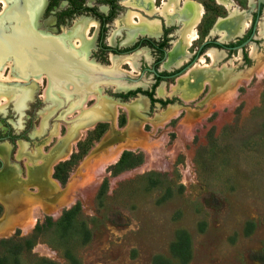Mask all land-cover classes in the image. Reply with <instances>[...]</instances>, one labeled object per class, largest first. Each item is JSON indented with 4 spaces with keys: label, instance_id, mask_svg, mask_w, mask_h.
Here are the masks:
<instances>
[{
    "label": "rangeland",
    "instance_id": "rangeland-1",
    "mask_svg": "<svg viewBox=\"0 0 264 264\" xmlns=\"http://www.w3.org/2000/svg\"><path fill=\"white\" fill-rule=\"evenodd\" d=\"M195 2L204 9L196 28L201 37L223 12L211 0ZM232 2L249 11L248 0ZM44 8L34 21L36 32L72 50L83 49L76 57L83 56L96 70L108 65L112 74L137 81L96 83L87 90L80 89L81 82L60 83L46 98V76L37 82V77L21 75L10 57L0 64V94L7 99L0 106V135L9 131L24 138L13 145L0 141V240L21 245L36 223L45 217L54 222L77 206L68 227H51L29 238L28 249L16 255L18 263L264 264V29L257 30L264 7L250 42L253 55L247 46L225 52V59L214 64L204 59L201 70L188 71L176 85V79L165 81L177 86L193 82L195 73L213 71L216 76L203 78L189 102L187 90L176 89L167 97H157L153 90V98L172 103L150 106L145 99L138 108L133 102L127 108L131 99L121 101L116 95L152 90L153 77L142 70L158 54L147 47L127 56L100 51L98 23L90 30L92 40L79 48L72 42V25L94 19L82 15L56 27L52 12L44 15ZM254 8L255 2L251 13ZM126 12L121 10L115 20ZM1 20L0 28L9 33L11 22ZM121 30L109 28L103 43L129 47L121 43ZM109 36L111 44L105 40ZM125 60L134 72L129 73ZM24 91L28 99L16 102ZM158 94L163 95L160 89ZM167 106H172L170 114L163 115ZM84 113L92 117L80 123ZM123 153L128 155L121 159ZM55 166L64 184L54 177ZM0 255L12 264L13 252L1 250Z\"/></svg>",
    "mask_w": 264,
    "mask_h": 264
},
{
    "label": "flooded vegetation",
    "instance_id": "flooded-vegetation-1",
    "mask_svg": "<svg viewBox=\"0 0 264 264\" xmlns=\"http://www.w3.org/2000/svg\"><path fill=\"white\" fill-rule=\"evenodd\" d=\"M211 1L215 7L221 9V11L223 12V16L222 17L215 16L212 23L206 28L204 34L201 37L197 35V39H199V37H200L201 42L199 43L198 46L197 45L193 46V43L195 42L194 41L191 44L193 47L189 46V47H192V50H190L191 48H189V47H187V49H184V46L182 45L181 38H182V35L185 33L186 29L190 26V24L194 20V17H196L194 5L199 4V3L195 2V0H178V1L177 0H94V2L91 4H89L87 2V0H84V5L87 7H93L95 9V12L98 14V16L95 17L92 15H87V16H90L91 18H93L94 20H92V19H90V20H78V21L74 22V25H72V29H74L72 31V33L74 34V36L76 34L75 33L76 30L79 31V33H81V35H82V32L84 31V29H87V33H86V37H83L82 45H79L77 41H74V37L72 39V42H75L74 44L76 46L79 45L77 47L84 48L86 46L85 42L92 40V35L90 36V30L92 28H96V25L98 23V42H97V44H98V49L100 51H103L106 53L111 52L115 55L127 56V55L132 54L133 52H135L136 50H138L142 47L149 48L151 51L157 53L158 56L150 68L143 69L142 71H148L152 75L153 80H154L153 85H151L152 90L140 91L139 89H136V92H133L134 96L128 98V100L129 99H131V100L127 104V108L129 106V104L131 102H133V100L137 99L138 97H143V98L147 99L149 102L148 97L146 95L141 94L142 92L151 93V96L153 98V90H154V94L157 97H167V96L171 95L168 93L170 90V87L176 85L177 81L179 79H181V77L189 69H191L194 66V64L198 61V59L201 56H205V53L207 50H209V49L218 50L219 49V51H223L224 53L225 52L228 53L230 50H235L232 48L235 46H239L241 43H243L247 39V37L250 34V30H251V27L253 24L255 27V31H254V36H255L256 24H257V21L259 19V14H258L257 20L255 22V17H256L255 16V8H254V12L251 13L252 10H249L250 8H249V5L247 3V9L250 11V23H249L248 29L241 36L235 35L234 37H231L227 41H224V40L221 41L220 40L221 36H222L221 33H223V32L220 33L218 30H215V27H216V24L219 22V20H224V19L228 18L229 12L227 9H225V7L223 5H220L217 0H211ZM8 2L10 3V4H8L9 7H10V5L13 4V8L16 11V15L19 17L20 22L18 21L17 25L19 27H21V26H23L22 25L23 23H28L30 26L29 32H30V36L32 37V39L38 40V41H40V40L43 41L44 36H42L41 34L36 33L34 31L33 24H34V21L36 20V18L39 16L44 4L46 7L47 0H46V3H45V0L41 1V3H40V0H38V2H39L37 4L38 6L37 5L33 6V4H32L31 7H29L31 9V11L29 12V17H28V14L26 15L22 10L23 9V3L26 2L25 0H9ZM26 3H25V5H26ZM66 5H67L66 1H61L58 4V6L55 9H53V11H59L60 9L65 8ZM199 5H201V4H199ZM146 6H148V7H146ZM0 7H1V11H2L1 13L3 16L8 12L9 8L5 12V11H3L2 3H0ZM232 7H233V9H234V7H236L238 11H241V12L244 11V10L239 9L235 4H233ZM100 8L105 9L106 12L103 13L102 11L99 10ZM124 8H127V12L125 13L123 19L121 21L115 20L118 13L121 10H123ZM261 8H262V6H260V9ZM260 9H259V12H260ZM44 10H45V8H44ZM160 12H161V14H160ZM43 13H44V11H43ZM133 13H135L136 15L134 14V16H133ZM203 15H204V13H203ZM78 16H82V15H78ZM78 16H75V17H78ZM139 17L141 19H144V20H141ZM202 18H203V16L201 17V19ZM201 19H200L199 23L195 26L196 34L198 32V30H196V28L201 24ZM54 20H55V18H54ZM152 21L154 23L157 22L158 24L155 23V25H154V23H152ZM91 23H92V25H91ZM114 27H119L122 29L120 31V33H121L120 36L122 37L121 43L125 44V45L129 44V47H125L122 49H115V48L110 47L109 45H106L103 43L104 36H105V34H107V30L109 28H114ZM114 32H116V31H114ZM108 33H109V35H111L112 31L108 32ZM116 36L118 37V35H116ZM254 36H253V38H254ZM244 37H245V39L242 41V39ZM105 40H107V42L109 44L112 43V37L111 36H109L108 38H105ZM140 40L146 41V44L141 45L139 43ZM233 40H235L236 43H223V42H230ZM205 41H217V42L222 43V45L217 46V45H214L213 43H208V44L202 46V43ZM64 44L65 43H63L61 45L58 44V47L60 50V55L57 53L59 55V57L54 56L55 57V59H53V61H55L54 64H52V62H51L52 60L49 59V57L42 58V60H41V61H46L45 66H47V67L49 66V69L52 71H57L59 65L63 64L64 62L70 64L73 61V62L81 65L80 61H78L76 55H78V52H80L81 50L83 51V49L77 50V52H72V50H70L68 47H64ZM248 44L246 46H243L242 48L246 47V50H247ZM236 50H238V49H236ZM81 54H83V53H81ZM164 54H165V57H164ZM182 54L189 55V58L186 61H183L180 65H175L174 63H176L182 57ZM196 54H197V56H195ZM171 56H173L174 58L171 59L170 58ZM226 56L227 55L225 54V57ZM163 57H164V59H163ZM225 57L222 59H225ZM204 59H208V58L205 56ZM83 60H84V58H83ZM109 60L110 61L112 60L111 56L109 57ZM194 61H196V62L194 63ZM122 63L127 65L128 69H130L129 73L135 71V68H134V70L131 68L133 64L129 60H125ZM189 63H190L189 67L183 73L178 75V77H175V78L170 77L171 75L175 74L182 67L186 66ZM208 64H210L209 59H208ZM223 64L224 63L222 62L221 66ZM56 65H58V66H56ZM221 66L218 67L220 69L219 71H222V69H223V67H221ZM151 68H153L154 71L159 76H155L150 71ZM173 68L175 70H172ZM54 69H56V70H54ZM95 69H96V67H95ZM104 69L109 70L111 76L118 77L117 75H114V73L112 74V71L110 70L111 69L110 66L107 65V66H105ZM160 69H163L164 71H161ZM81 70L85 74L84 76H86L87 80H90V81L94 80L95 77L93 76V74H96V72H94L93 69L82 66ZM215 71H218V70H216V68H215ZM60 74L61 73L58 72V74L56 76H59ZM125 74H127V73H125ZM160 76H162V77H160ZM213 76H215L213 71H210L208 73H201V74L195 73L194 74L195 80L193 82L189 81L190 83L188 85V88L191 91V93L185 97V98L189 99L188 102L190 101L192 96L201 88L200 86H201V82L203 81V78H205V77L212 78ZM121 77L132 79L128 75H124ZM86 78L84 77L83 79H81V85H80L81 88L80 89H82V90H87L88 88L91 87L90 86L91 83L88 87H85L84 83H86V82H84V81H86ZM40 79H41L40 76H38L36 81L39 82ZM58 79L59 80L56 81V79L52 80V79L47 77V79H46L47 95H48V91L50 88H58L57 84L60 83L59 82L60 80L62 81L64 79V76H63V78H58ZM168 79H172V80L176 79L174 85H171V84H168L167 82H165ZM132 80L133 81L120 80V81H105V82L124 83L122 81H126L129 83L130 82L132 83V82L137 81V79H132ZM188 80L189 79H187V81ZM55 82H57V83H55ZM120 85L121 84H117L118 87H121ZM162 85H164V94L159 95L158 89H160V87ZM128 92H132V91H128ZM123 94H125V93H123ZM179 98L181 99V101L183 103H187V102H185V100L182 97H180V95H179ZM153 99H155V98H153ZM155 100H161V99H155ZM161 101H165V100H161ZM155 103H157V102H155ZM149 105H150V102H149ZM166 105H170V104H166ZM150 106H152V105H150ZM165 106H163V107H165ZM127 108H126V110L128 112ZM171 108H172V106H167L166 109L163 111V115L170 114L169 110H171ZM8 132L9 131H6L4 134H6Z\"/></svg>",
    "mask_w": 264,
    "mask_h": 264
},
{
    "label": "water",
    "instance_id": "water-1",
    "mask_svg": "<svg viewBox=\"0 0 264 264\" xmlns=\"http://www.w3.org/2000/svg\"><path fill=\"white\" fill-rule=\"evenodd\" d=\"M254 2H255V16H256L255 22H256L258 14H259L260 6L264 7V0H254ZM8 8H9L8 12L1 17L4 21H10L11 24L8 25V29L10 31L9 33H4L2 29L0 28V64L3 63L8 57H10L13 60V63L16 69L23 76H26V75H31L34 77L46 76L52 80L56 79V81L59 80L58 78H63L64 76V79L62 81L60 80L59 82L62 84L71 83L73 86H77V82H81V79H83L84 77L86 78V76H84L85 74L81 70L82 66L93 69V71L96 72V74H93L95 78L93 77L94 80L91 83V85L96 84V83H104L105 81H120V80L133 81L130 78H125L121 76L113 77L111 76L110 71L106 69H104L103 71L96 70L94 66L89 65L88 63L83 61V58H82L83 56H81L80 58L77 57L81 65L73 61L70 64L64 62L63 64L59 65L57 71H52L49 69V67L44 68L43 66L38 65L41 59L46 58V57H49V59L52 60L51 61L52 64H54L55 61H53V59H55V57H59L60 55V50L58 47V44L60 43H58L56 38L50 37V36H47L41 33L39 34L44 36L43 41L34 40L32 39L31 36L29 37L28 35H30V32L26 31L23 28V26L19 27L17 25V22L19 21V17L16 15V11L13 8V4L10 5V7ZM1 18H0V23L2 21ZM254 31H255V27L253 24L250 30V34L247 37V39L243 43H241L239 46H235L232 49H235V50L241 49L243 46H246L253 38ZM208 43H213L214 45H217V46L222 45V43L217 42V41H205L202 43V46ZM68 48L70 49V47ZM38 51H40V53ZM72 52H77V51L72 50ZM78 55H79V52H78ZM195 56H197V54ZM164 57H165V54H164ZM189 65L190 63L182 67L178 72L171 75L170 77L171 78L178 77V75L183 73L189 67ZM150 71L155 76H159L154 71L153 68H151ZM58 72H60L61 74L59 76H56ZM75 91H78V89ZM78 94L82 95L83 92L81 91ZM90 117H92V113H84L80 115V117H78L77 120L80 121V123H84L83 121H89L85 119H90Z\"/></svg>",
    "mask_w": 264,
    "mask_h": 264
},
{
    "label": "bare ground",
    "instance_id": "bare-ground-1",
    "mask_svg": "<svg viewBox=\"0 0 264 264\" xmlns=\"http://www.w3.org/2000/svg\"><path fill=\"white\" fill-rule=\"evenodd\" d=\"M9 1V0H8ZM8 1L7 0H0V3H2L3 5V11L6 12V10L8 9ZM25 3H23V12L29 17V12L31 11V9L29 7H31V5L33 4V6L37 5L39 2L38 0H25ZM43 0H40V3ZM178 1V0H177ZM218 3L220 5H223L225 7V9L228 10L229 12V16L228 18L224 19V20H219V22L216 24L215 30H218L220 33L222 34L221 36V41H227L228 39H230L231 37H234L235 35L241 36L249 27V23H250V15H248L247 11H238L236 7H234L233 9V3L231 0H217ZM249 1V7L251 8L254 4V0H248ZM38 6V5H37ZM148 7V6H146ZM21 8V7H20ZM38 8V7H37ZM195 8V15L196 17H194V20L192 21V23L190 24V26L186 29L185 33L182 35V45L184 46V49H187V47L192 46L191 44L197 40V34L195 32V26L199 23L201 17L203 16L204 10L202 8L201 5L199 4H195L194 5ZM146 9V8H145ZM167 9V8H166ZM172 9V8H171ZM173 10V9H172ZM250 10V9H249ZM155 11V10H154ZM2 12V11H1ZM0 12V18L2 17V13ZM250 13V12H249ZM135 13H133L134 16ZM161 14V12H160ZM136 15V14H135ZM138 15V14H137ZM132 16V17H133ZM185 16V15H184ZM131 17V16H130ZM136 17V16H135ZM138 17V16H137ZM129 18V17H128ZM140 18V17H139ZM183 18V17H182ZM29 19V18H28ZM141 19V18H140ZM139 19V20H140ZM30 20V19H29ZM129 20V19H128ZM144 20V19H141ZM4 21V20H3ZM130 21V20H129ZM132 22V21H131ZM150 23V22H149ZM152 23H154L152 21ZM151 23V24H152ZM157 23V22H155ZM154 23V25H155ZM158 24V23H157ZM23 28L26 31H30V26L28 23H23ZM92 25V23H91ZM95 26V25H94ZM143 26V25H142ZM79 27V26H78ZM141 27V26H140ZM139 27V28H140ZM137 28V27H136ZM135 28V29H136ZM147 28V27H146ZM134 29V28H133ZM148 29V28H147ZM264 29V20H260L258 26H257V30L258 33L260 34L261 30ZM74 30V29H73ZM148 31V30H147ZM156 31V30H155ZM89 32V31H88ZM75 36H74V41H77L79 45H82L83 43V37H86V33H87V29H84V31L82 32V35L78 36L79 31L76 30L75 32ZM153 35V34H152ZM220 35V34H219ZM30 37V35H28ZM138 36V35H137ZM81 37V38H80ZM86 39V38H85ZM89 40V39H88ZM75 43V42H74ZM77 45V46H79ZM191 48V47H189ZM188 48V49H189ZM248 49L250 50V55L254 54L255 51V47L252 43L248 44ZM188 51V50H187ZM40 53V51H38ZM179 56V55H178ZM205 56L210 60V63L214 64L216 61L222 59L225 57V53L223 51H219L216 49H209L206 53ZM171 59L174 58L173 56L170 57ZM189 58V55H184L182 54V57L176 62L174 63L175 65H180L183 61H186ZM42 60V59H41ZM177 60V59H176ZM9 62L7 60L6 65L9 66ZM174 62V61H173ZM46 61H40L38 63V65L43 66L44 68L47 67L45 66ZM204 63V57L199 58V61L188 71H197V70H201V64ZM230 63V62H229ZM205 66V65H204ZM49 67V66H48ZM133 68V67H131ZM203 68V67H202ZM4 69V68H3ZM188 71L182 76V77H187ZM216 76V75H215ZM200 79V78H199ZM201 80V79H200ZM199 80V81H200ZM86 83H84V85L86 87H88L90 85V83H92L93 81L87 80L84 81ZM190 82L187 81H182L180 84H178L177 86H171L169 92H174L176 91V89L183 90L187 92H191L188 88ZM197 83V82H196ZM195 84V83H194ZM193 85V84H192ZM5 86V85H4ZM50 86V85H49ZM191 86V85H190ZM0 88H2L0 86ZM7 89V88H6ZM9 90V89H8ZM160 93L164 94V85L161 86L160 88ZM31 94V93H30ZM18 98L16 99L17 101H21L24 99V102L28 99L29 94L28 92H20V94L17 96ZM31 97V96H30ZM45 97L47 98V92L45 93ZM6 98L3 96V94H0V106H2L5 102H6ZM144 104L145 103V98L143 97H138V99L133 100V105L138 108L140 107V104ZM24 105V103H22ZM21 105V106H23ZM2 110V109H0ZM137 111V110H136Z\"/></svg>",
    "mask_w": 264,
    "mask_h": 264
},
{
    "label": "trees",
    "instance_id": "trees-1",
    "mask_svg": "<svg viewBox=\"0 0 264 264\" xmlns=\"http://www.w3.org/2000/svg\"><path fill=\"white\" fill-rule=\"evenodd\" d=\"M61 1L67 2L66 7L63 9H60L59 11H53V9H55ZM50 12H52V15L55 18V26L56 27L65 24L66 22L70 21L73 17L78 16V15H92L95 17L98 16V14L95 12V9L93 7H87L84 5V0H47V5H46L45 10H44V15H46ZM244 39H245V37L242 39V41ZM139 43L141 45L146 44V41L140 40ZM141 94L146 95L148 97L150 105H153V103L157 102L161 105V107H163L166 104L172 103L171 100H165V101L155 100L152 98L151 93L142 92ZM133 96H134L133 92H127L125 94H117L116 95V97L120 98L122 101H125L128 98L133 97ZM18 139H24V138L21 135H12L10 132L3 134V135H0V141L6 140L12 145L14 144L15 140H18ZM80 151H82L81 148H80ZM127 155H128V153H123L121 156V159H123V157L125 158ZM75 157H76L75 155H71V159H73ZM121 159H120V161H121ZM63 164L65 165L67 163L64 162V163H62V165ZM119 164H120V162L116 163L114 166H110L108 171L110 173L114 172L115 168H117L119 166ZM58 169H59V167L55 166L54 177L59 181L60 184H64L65 183V177H60L57 175ZM102 187L103 186L101 185L99 188L98 199H99V197H102V193H103ZM75 215H77V206H74L73 208H70L68 210L63 211L62 214L59 216V218L54 222H52L48 217H45L42 222L36 223L34 225V227L32 229V233H31L30 237H28V239L31 238L33 240V239L37 238L39 235H42L45 232H48V230L51 227H55V228L61 229V230L65 227H68L70 224V220ZM28 239L22 240L21 245L15 243L14 240H11V239L10 240H0V251L1 250H8V251L13 252V255L10 256L12 264H19L16 255L20 254L22 250H26V248L28 249V244L30 242ZM66 256L68 259H70L68 253ZM7 260H8V258H5L2 255H0V264H6ZM45 264H51V263L46 261ZM73 264H75V263H73Z\"/></svg>",
    "mask_w": 264,
    "mask_h": 264
}]
</instances>
